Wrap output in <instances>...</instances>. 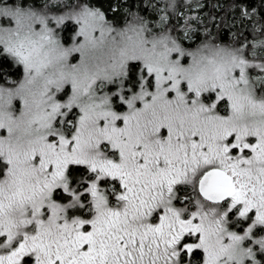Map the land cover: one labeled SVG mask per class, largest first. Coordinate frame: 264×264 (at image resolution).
<instances>
[{"label":"snow or ice","instance_id":"snow-or-ice-1","mask_svg":"<svg viewBox=\"0 0 264 264\" xmlns=\"http://www.w3.org/2000/svg\"><path fill=\"white\" fill-rule=\"evenodd\" d=\"M129 15L0 0V264H264V41Z\"/></svg>","mask_w":264,"mask_h":264},{"label":"trees","instance_id":"trees-1","mask_svg":"<svg viewBox=\"0 0 264 264\" xmlns=\"http://www.w3.org/2000/svg\"><path fill=\"white\" fill-rule=\"evenodd\" d=\"M92 2L105 12L110 21L116 24L129 20L131 18L129 13H137L151 27L152 24L154 26V20H158V15L164 13L167 16L164 27L168 28L173 25L176 32L175 21L177 23L180 21L177 12L185 8L190 10L196 7L199 23L196 25V32L190 35L194 39L192 43H198L206 37H211L214 40L213 43L232 47L246 43L248 49H251L254 44L259 45L260 41H264V8L261 7L260 0H242L252 13L249 17L241 16L240 9L235 7L236 0H189V3L175 0L174 7L170 6L172 0H116L113 6H111L112 2L100 0H92ZM201 35L204 37L202 38ZM179 38L181 44L184 45L186 41ZM256 51L260 53L264 51V48L258 46Z\"/></svg>","mask_w":264,"mask_h":264},{"label":"rangeland","instance_id":"rangeland-1","mask_svg":"<svg viewBox=\"0 0 264 264\" xmlns=\"http://www.w3.org/2000/svg\"><path fill=\"white\" fill-rule=\"evenodd\" d=\"M100 1L112 2L111 6L115 5V3H116V0H100ZM183 3H189V0H183ZM162 15H164V13H160L158 15V20H154V26H153V24L151 27L148 26L150 29V35H158V34H161L165 31H167L173 38L177 39L178 42L181 43V40L179 37H181V39L185 40L186 42L182 46L185 48H189L190 50H195L197 47H199L205 43H213L214 42V40L211 37L210 38L206 37L201 42L192 43L194 39L191 36L193 33L196 32V28H197L196 25L199 23V19H198L199 16H198V13L196 12V7H193L190 10H188V8H185V9L177 12V17L180 19V21L178 23L175 21V26L177 27L176 28L177 32L174 31L173 25H171V27H168V28L164 27V25H163L164 23L161 22V20H160V17ZM189 18H191V19H189ZM129 20H125V22H123L121 24L120 23L116 24V23H113L112 21L111 22H112L114 27H116L117 29H121V28H124L126 26V23ZM70 27H72V26H70ZM185 31L188 32V38H185ZM176 33H179V34H176ZM67 34L68 33H65V35H67ZM203 34L205 35L206 33H203ZM203 37L204 36H202V38ZM202 38H200V39H202ZM215 44H219L220 46H228V45H223V44L216 43V42H215ZM16 78L17 77H13V79H16Z\"/></svg>","mask_w":264,"mask_h":264}]
</instances>
